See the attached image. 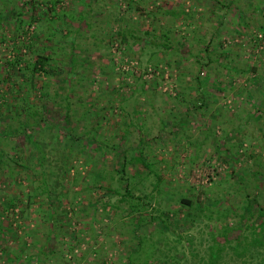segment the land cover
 <instances>
[{
  "label": "rangeland",
  "instance_id": "rangeland-1",
  "mask_svg": "<svg viewBox=\"0 0 264 264\" xmlns=\"http://www.w3.org/2000/svg\"><path fill=\"white\" fill-rule=\"evenodd\" d=\"M83 1L0 0V264H34L36 257L31 256L47 242L50 244L48 254L40 257L39 264H130L127 256L136 249L138 234L143 232L148 236L146 249L153 245L147 264H209L212 233L218 224L204 217L192 221L176 197L187 187L195 186L196 194L201 189H208V195L203 196L206 195V202L212 201L210 195L221 193L223 188L230 185L237 188L232 184L236 180L231 176L233 168L247 167L246 163L253 165V157L245 155L246 162L225 159L224 153L215 146L216 142L209 139L199 150L186 142L185 131L173 134L169 131L174 129L172 122L162 124V121L178 110L185 111L188 102L200 99L197 88L203 90L208 95V104L201 110L204 113H191L188 117L187 135L199 140L208 127L215 126L218 135L229 136L232 130L227 132L223 128H232L234 132L238 131L235 136L242 138L244 147L250 144L251 149L260 154L254 165L264 171L263 117L252 119V124L246 123L247 115H251L255 107L251 101L258 95L253 89L263 87L261 99H264V0H137L145 7L146 14L159 5L164 9L172 5L190 13L188 18L181 13L175 18L165 13L157 14L158 20L153 19V22L145 12H139L135 6L128 7V0ZM80 16H85L84 21ZM19 19L23 23L17 27ZM164 22L172 28L169 49L147 43V40H158L165 30L158 25ZM125 25L133 26L147 42L129 48L121 46L118 30ZM152 27L157 29L158 38L146 34L145 31ZM23 40L34 43L32 50L22 45ZM70 43L74 46L72 50ZM208 43L213 49L212 56L219 61L205 65L195 54ZM16 47L21 50L17 51ZM41 50L56 53L59 80L72 74L69 60L63 55L68 57L73 53L79 63L74 65L71 75L72 81L77 83L72 94L75 116L69 123L77 125L78 132L87 130L88 135H92L97 129L103 137L119 140L121 116H111L110 108L107 111L110 120L102 119L101 124L97 122L101 116L97 119L94 115L89 116L103 109L109 99L118 105L114 100L118 94L114 93L112 99L108 88L115 87L127 97L124 107L128 111L140 112L141 116L137 115L141 117L140 127L131 126L130 138L136 141L144 135L148 139L144 149L163 171V191H167L151 202L147 198L144 213L158 214L164 208L172 217L170 229H165L158 220L133 231L132 213H128L125 202H121L120 207H109L107 211L98 208L92 214L94 206L87 199L100 195L104 201L107 190L100 185L84 188V176L88 180L89 173L94 174L102 166L111 167L113 153L102 156L100 149H94L86 141L81 145L67 139L74 147V151L71 150L74 158L64 163L60 170V160L56 159L62 143L54 139L58 131L47 121L34 129V137L49 151L46 170L53 194L59 182L57 175L65 174L67 179L61 185L57 208H50L53 194L38 193L44 188L40 184L44 179L37 180L40 175L36 173L38 155L33 152L36 150L34 145L26 140L24 132H19L18 136L5 135L8 131L22 130L23 113L28 106L37 103L35 107L39 110L46 99L54 97L57 80L53 74L36 78V88L42 86L48 90L47 95H41L36 89L25 102L12 97L16 94L14 82L22 76L18 65L11 72L8 60L17 54L21 59L33 57ZM225 63L231 67H224ZM11 73L14 74L8 76V81L2 80ZM242 87H247L248 93ZM26 95L27 92H23L22 96ZM87 107L91 110L82 117ZM262 107L264 110V102ZM212 115H216L215 120ZM80 116V121L76 122ZM77 150L82 153H76ZM243 151L242 148L240 152ZM22 163L27 166L22 167ZM77 174L80 180L74 179ZM139 175L143 173L139 172ZM215 180L217 184L212 182ZM152 181V176L146 180L144 188L147 192ZM246 184L250 193L258 195L260 192L259 198L264 203V185L258 189L252 180ZM36 185L37 190L34 189ZM114 185H117L116 180ZM142 187L139 183L136 195H144L137 194ZM30 193L36 194L32 205L19 213L20 207L27 204ZM79 197L87 201L82 208L77 206ZM119 197L117 195V199ZM235 197L241 199L243 194H235ZM117 199L112 197V201ZM56 212L58 218L54 215ZM53 219L58 223L51 235ZM59 234L60 239H57ZM73 246L74 253L69 251ZM50 249L57 251L51 254ZM63 250L68 252L67 255L61 254ZM217 264H264V249L238 257L227 247Z\"/></svg>",
  "mask_w": 264,
  "mask_h": 264
},
{
  "label": "trees",
  "instance_id": "trees-1",
  "mask_svg": "<svg viewBox=\"0 0 264 264\" xmlns=\"http://www.w3.org/2000/svg\"><path fill=\"white\" fill-rule=\"evenodd\" d=\"M233 1V0H232ZM32 2V1H30ZM83 2H86L83 1ZM89 2V0H87ZM234 2V1H233ZM53 4L55 6V2L53 1ZM135 6V9L139 12H145V7H141L137 0H128V7ZM157 10V11H156ZM156 10H150L146 14V16L151 18L152 22L153 19L156 21L158 20L157 14L162 15V13H165V15L169 14L170 16H179V14H184L186 17H190V13L186 12L185 9L180 8V10L174 8L172 5L168 8H165L162 5H159ZM34 12V11H33ZM32 16H34L32 14ZM81 21H84L85 16H80ZM117 19V18H116ZM1 20V19H0ZM118 20V19H117ZM23 20L19 19L16 21L17 27L22 26ZM159 28H164L165 30L161 33L160 37L158 38L156 34V28L152 27L151 29H147L145 32L146 34L150 35L153 34V37H157L158 40L154 41L152 40H145L143 37L139 36L137 33V30L133 26L125 25L123 27H120L118 30V35L120 37V45L125 46L126 48L134 47L136 45H144L146 42L150 43L153 47H157L158 45H163L165 48H171L170 42H171V31L172 28L168 26L167 23H161L158 25ZM21 29V28H18ZM23 29V28H22ZM19 36V35H18ZM152 36V35H151ZM22 45L27 46L29 50H32L33 44L32 41L26 42L25 40L21 41ZM183 43V42H182ZM71 50L74 48L72 46V43H70ZM17 51H20V47H16ZM212 48L210 47V44H206L204 49L202 51H199L195 54V57L200 63H203L205 65H209L213 62L219 61V58L213 57ZM202 52H205L204 55ZM64 53H66V50L64 49ZM63 57H66L68 61L69 67H71L70 72L73 74L74 70L73 67L77 63L76 59L74 58V54H70L68 57L63 55ZM63 61V59H62ZM55 62H57L56 53L47 52L41 50V52H37L33 57L29 58H23L21 59V55H16L13 59L8 60L9 67L11 68V72L15 70V67L18 65V70H21L20 75L22 76V79L18 78L15 80L14 84L15 86V95H12L14 99H22L25 100L28 98V95L38 89L41 95H44L48 90H44L41 87L36 88V78L37 77H43V76H49L52 75L56 76L57 80V86L53 90L54 97L52 99H46L44 103L41 105V108L37 110L35 105L28 106L24 111V119H22L21 122V129H15L13 132L8 131L6 132L5 136H10L12 133L17 134L20 132L25 133L26 140L31 141L30 144L34 145L35 151L34 154H37V163L36 167L38 168L36 173L40 175L38 177V181H41V178L44 179V182L41 181L40 184H43L44 188L40 189L38 193H46L47 196H52L53 192L51 189V185L49 184V178L47 175L48 168L46 166V162L49 161L50 155L48 154L49 151L47 150L46 146L44 144L39 142V139L35 138V131L34 129L38 126H41L42 123L48 122L47 124L50 125V127L53 130L58 131L54 139L57 141H61L62 147H59L60 153L57 156L56 160L59 161V169L62 170L64 167V163L67 161H70L74 158V153H72L71 150L74 151V147L72 144H70L68 140H70L72 143H79L81 145H84L83 142H87V145H92L94 149H100L102 152V156H106L108 153H113V159L111 163V167L107 168L106 166H102L99 171L95 172L94 174L90 175L87 180V177L84 179L85 187L87 189H90V186L98 187L99 185L103 188H106V195L107 199L102 201V197L100 195H96V197L93 199V197H89L87 199L88 203H93V210L92 214L96 213L98 208H102L103 210L107 211V208L109 207H120L121 202H125L128 205L129 212L132 213L131 216V226L132 230H138L137 228H141L142 226L146 224H154L158 220L161 221L162 226L165 227V229H170L171 224L170 220H172V217L170 215V212L166 211L164 208L160 209V212L158 214L150 213L146 214L144 213V210L146 209V202L145 200L148 198V201L154 200V198H161L162 194H166L163 191V185H164V173L161 171V169L156 165L155 161L149 157V154L145 151V146L147 145L148 139L143 135H141L140 139L133 141L130 138L131 134V126H139V120H140V112L137 111L130 112L124 107V103L126 102V98L123 94L119 92V90L115 87H112L111 89L108 88V92H110V97L114 99L113 94H118V97L114 100H117L118 105L115 106L114 102H111L109 99L107 102V105L103 107V109L99 111H95L94 113H91L89 115L90 117H97L101 116V119L98 122V124H101L103 122L102 119H106L107 121L110 120L111 116L113 115H119L121 116L122 125L120 126L121 129H119V140L117 141H111L108 137H103L101 133L97 132V129L92 135H88L87 130L83 133L78 132L77 125H69L71 120L75 116V110L72 108L73 99L72 94L75 92L76 83L72 81L73 78L68 76L67 78L62 77V80L57 78V75L59 74V70H57V66H55ZM22 64V65H21ZM224 67H231L229 64L225 63ZM235 68V67H233ZM256 68V67H254ZM14 74V73H13ZM11 73L10 75L3 76V81H8V76H13ZM2 73L0 72V76ZM263 87L258 89H253L255 92L258 93V95L255 97V100L251 101L253 104V111L251 115H247L246 117V123L252 124V119H257L263 117L264 120V110H263V102L264 99H261L263 96L261 94ZM144 90V89H143ZM146 90V89H145ZM199 98L197 101L188 102V105L186 107L185 111L178 110L175 112V114H172V118L168 117L169 119L162 121V124L167 121L172 122V128L169 130L173 134H178L182 131L184 132V135L186 137V142L190 145H195L198 147V149H202V146L204 143L208 142L209 140H212L216 142L215 146L219 148L221 153H224L225 159H233L237 161L240 160H247V157L245 155H248V157H253V165H248L247 167H240L239 169L233 168L232 175L236 180L234 181L235 187L227 186L222 189L221 193L217 195H210L211 200L210 202L205 201L206 195H208V189L204 190L201 189L199 193H195L194 187H187V190L185 192H179L178 196L176 197V201L185 209V213L188 216H191V220H195L196 218H202L204 217L207 220H214L217 222V228L212 233V240L213 243L210 245V252H209V264H217L219 259H221L223 252L227 247L232 249V251L237 255L238 257H243L246 255H249L252 251H259L264 249V203L262 202V198H259L260 192L258 195L254 193H250L246 182L252 180L255 183V188L260 189L262 185H264V171L259 168V166H255L254 164H257V160L260 157V154H256L253 149H251V145L249 144L248 147H244V144H242V138H237L235 134H238L237 132H234L232 128L229 129V127L225 126L223 129L227 132H230L231 136L230 138H227L229 136H226L224 134L218 135L216 132V127H208L209 129H206L208 131H205V134L203 135V138L197 140L196 138H193L192 136H188L186 133L185 128L188 126L187 120L188 117L191 115V113H204L202 108H204L207 103V97L205 91L198 89ZM242 90L248 93L247 87H242ZM23 92H27L26 96H22ZM263 98V97H262ZM116 113L114 112V108H116ZM110 108L111 116H108L107 111ZM91 108L85 109L82 112V117L87 115L88 111H90ZM174 111V108H173ZM229 111L226 109V112ZM1 113V111H0ZM137 115H140L137 117ZM136 117V118H135ZM216 115H212V120H215ZM81 119L77 118L76 122H79ZM138 120V121H137ZM230 120V119H229ZM223 123V119L221 120ZM78 124V123H77ZM217 124V123H216ZM224 124V123H223ZM69 125V126H68ZM21 130V131H20ZM27 131H31L30 133ZM240 131V130H239ZM27 132V133H26ZM225 132V134H228ZM216 139H214V137ZM15 137V136H13ZM212 137V139H211ZM52 139V140H54ZM216 140V141H215ZM71 146H69V144ZM201 146V147H200ZM200 147V148H199ZM244 149L243 153H241V149ZM76 153H82L81 150L75 151ZM256 154V155H255ZM2 156V151H0V158ZM14 157V156H13ZM110 160V159H109ZM79 159H77V162ZM22 167L27 166L25 163L21 164ZM29 167V166H28ZM40 170V171H39ZM115 171L117 175L113 174L112 171ZM139 172H142L143 175L140 176ZM152 176L153 181L149 184L150 185V191L147 192L145 187L146 180ZM80 180L79 174H77L74 179ZM59 179V182L57 183V187L55 189V193L53 194L54 198L51 199L52 203L50 205V208H55L58 206L59 203V196L61 194V185H63V182L65 179H67L66 175H57V180ZM114 180L117 181V185H114ZM217 184V181H212ZM122 183V187L119 188V186ZM142 184L143 187L139 188V193L137 194H144V195H136V189L138 188V184ZM37 184V183H35ZM40 187V185H39ZM38 185L35 186L34 189L37 190ZM74 190V188H71ZM58 190V191H57ZM239 190V191H238ZM248 190V191H247ZM58 193V194H57ZM206 194L205 196H203ZM235 194H243V198H236ZM36 194H29L27 199V204L25 207H20L19 213H23L27 210V208L32 205L33 200L35 198ZM117 195L120 197L117 199ZM115 196L117 201H112V197ZM230 196V197H229ZM82 197H79V201L77 202L78 208H82L87 204V201H84ZM55 201V202H53ZM84 203V204H83ZM56 205V206H55ZM151 205V203H150ZM101 206V207H100ZM57 208V207H56ZM124 207H122L123 209ZM67 210V209H66ZM110 210V209H109ZM181 210L179 213H181ZM61 211V210H60ZM53 212V211H51ZM59 212V211H58ZM56 212L54 215L58 218L59 214ZM52 214V216H54ZM53 223L51 224L50 228V234L52 235L55 231L56 225L58 222H55V219H53ZM59 226V224H58ZM138 232V231H137ZM57 239H60V234L56 236ZM148 236L146 232L139 233L138 234V246L135 250L130 251L128 254V260L130 264H147V259L150 255L151 248H153V245H150V249H146V240ZM63 241V239H61ZM49 242H47L45 245H41V247L37 250V253L31 257H36L34 264H39L40 257L43 254H48L49 251ZM75 246L69 249V251L74 253ZM57 250L50 249L51 254L56 252ZM68 252L65 250L62 251V255H67ZM38 258V259H37Z\"/></svg>",
  "mask_w": 264,
  "mask_h": 264
}]
</instances>
